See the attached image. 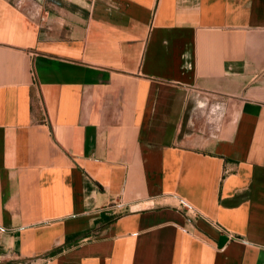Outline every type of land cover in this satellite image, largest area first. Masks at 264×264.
<instances>
[{
    "label": "crops",
    "instance_id": "0c3cea01",
    "mask_svg": "<svg viewBox=\"0 0 264 264\" xmlns=\"http://www.w3.org/2000/svg\"><path fill=\"white\" fill-rule=\"evenodd\" d=\"M0 264H264V0H0Z\"/></svg>",
    "mask_w": 264,
    "mask_h": 264
},
{
    "label": "built area",
    "instance_id": "2783aa9c",
    "mask_svg": "<svg viewBox=\"0 0 264 264\" xmlns=\"http://www.w3.org/2000/svg\"><path fill=\"white\" fill-rule=\"evenodd\" d=\"M179 206H181V208L183 210H185L186 213L190 212V209L188 208V206L185 203L181 202Z\"/></svg>",
    "mask_w": 264,
    "mask_h": 264
}]
</instances>
